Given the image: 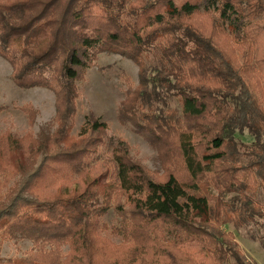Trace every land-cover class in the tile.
Listing matches in <instances>:
<instances>
[{"label":"trees","instance_id":"obj_1","mask_svg":"<svg viewBox=\"0 0 264 264\" xmlns=\"http://www.w3.org/2000/svg\"><path fill=\"white\" fill-rule=\"evenodd\" d=\"M104 52L138 68L119 114L156 146L161 174L122 138L112 168L86 173L108 127L86 116L72 133L78 84ZM0 57L14 85L46 88L55 105L53 127L0 135V249L32 241L0 264H253L223 226L264 214L252 197L264 182L263 0H0ZM110 208L117 246L95 233Z\"/></svg>","mask_w":264,"mask_h":264},{"label":"rangeland","instance_id":"obj_2","mask_svg":"<svg viewBox=\"0 0 264 264\" xmlns=\"http://www.w3.org/2000/svg\"><path fill=\"white\" fill-rule=\"evenodd\" d=\"M257 20H263V16L254 21ZM150 67L147 71L151 70ZM10 72V65L0 57V105L4 106L0 111V135L5 131H10L16 136L37 134L47 127L48 129L53 127L52 119L55 115L53 93L43 87L19 88L11 81ZM137 83L138 68L130 59L117 53L104 52L98 55L96 65L86 71L84 81L78 84L80 97L76 102L72 133L77 135L86 116H93L105 122L108 127L100 144L92 153L91 166L86 173L94 174L100 166L102 169L106 166L112 168V163H108L107 158H110L111 146L116 138H122L127 142L129 155L134 161L141 163L155 175L163 172L156 146L136 130L129 120L119 114L127 85L135 87ZM25 105H31L36 111L32 121L27 113L21 110ZM169 106L181 112L177 102L173 101ZM238 136L243 143H250L252 139L246 130ZM252 197L264 211V182L259 174ZM118 219V214L110 208L100 217L99 225L95 229L101 241L111 246L122 243V237L113 231L118 226ZM262 223L264 224V214L259 218L257 226L254 223H248L238 229H234L230 224L223 226L224 230L233 232L239 248L253 264H264V247L259 241V236L264 234ZM31 248L32 241L29 239L6 240L1 246L0 256L2 258L23 256ZM63 251L66 252L67 247H64Z\"/></svg>","mask_w":264,"mask_h":264}]
</instances>
